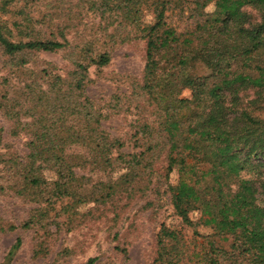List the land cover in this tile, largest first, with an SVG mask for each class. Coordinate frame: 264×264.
<instances>
[{"label":"trees","instance_id":"trees-1","mask_svg":"<svg viewBox=\"0 0 264 264\" xmlns=\"http://www.w3.org/2000/svg\"><path fill=\"white\" fill-rule=\"evenodd\" d=\"M189 1L0 0V57L9 76L0 81L19 93L4 116L28 135L26 146L37 154L12 164L24 185L47 194V200L80 202L86 174L121 172L101 183L104 201L116 189L149 183L162 156L173 215L199 242L190 247L177 230L159 233L153 264H264V0H202L211 4L209 12L185 7ZM185 12L190 28L169 27L167 19ZM86 13L98 18L94 34L108 42H144L139 89L145 95L153 89L156 98L147 96L151 122L135 127L133 136L141 139L128 152L101 128L100 108L84 93L91 82L88 68L106 66L108 53L97 51L91 37L66 38ZM165 33L166 46L160 47ZM57 51L71 67L64 77L25 67L35 53ZM184 89L189 98H180ZM109 100L108 108L119 107V96ZM175 104L186 108L191 133L168 124L166 111ZM70 147L81 152L70 153ZM42 171L52 172L50 183ZM220 176L228 181L224 187ZM219 226L225 232H217ZM198 228L207 232L199 234ZM20 244L15 238L3 264L11 263Z\"/></svg>","mask_w":264,"mask_h":264},{"label":"rangeland","instance_id":"rangeland-1","mask_svg":"<svg viewBox=\"0 0 264 264\" xmlns=\"http://www.w3.org/2000/svg\"><path fill=\"white\" fill-rule=\"evenodd\" d=\"M185 7L204 12L211 10V4L204 5L202 0H190ZM248 12L254 17L252 11ZM148 19L149 15H145V20ZM97 22V17L84 14L75 31L68 32L66 38L76 41L80 36L85 40L91 37L97 51L108 53L106 66L88 68L91 82L85 85L84 93L100 108L103 115L101 128L109 137L120 139L123 143L121 151L128 152L134 139H141L140 135L133 136L135 127L145 121L151 122V107L145 103L147 96L152 100L156 98L153 89H150L149 95L139 89L144 42L137 39L108 42L102 33L94 34L93 25ZM167 24L177 32L191 26L186 12L182 17L173 15L167 19ZM13 39L19 40L20 37L14 36ZM166 43L165 33L158 45L165 47ZM25 67L33 72L45 68L49 75L60 77L71 70L61 51L35 53ZM199 68L196 72L202 73ZM5 77L9 76L2 68L0 57V78ZM12 83L11 78L9 85ZM8 87L0 81V264H3V257L15 238H19L21 244L10 264H85L89 259H93L92 264H153L159 233L167 235L177 230L190 247L199 242L192 236L191 230L181 225L173 215L165 192L162 156L154 164V175L146 183L148 186L144 180L137 181L129 190L121 192L116 189L104 201L100 200L105 193L101 183L106 178L114 181L121 172L86 174L85 170L74 169L77 175L86 174L88 177V182L78 191L80 202H76V198L47 200V194L25 186L12 159H19L22 163L27 159H37V154L30 152L26 146L28 135L4 116L11 101L19 96L17 90ZM111 95L119 96V107L108 108V105H113L109 100ZM180 98H189V91L182 90ZM166 117L172 129L185 133L193 131L188 112L182 104L168 108ZM25 120L21 118L19 121ZM67 151L80 153L81 148L70 147ZM41 176L47 184L53 179L51 171H42ZM174 180L175 175L171 174L168 182L173 183ZM227 183V179L220 176L221 187ZM260 200L264 204V198L260 197ZM190 217L195 218L196 214L191 213ZM24 224L27 225L25 228ZM9 226L13 230H8ZM216 231L225 232V228L219 226ZM197 232L202 234L207 230L198 228Z\"/></svg>","mask_w":264,"mask_h":264}]
</instances>
